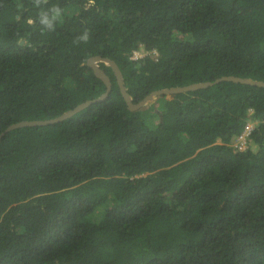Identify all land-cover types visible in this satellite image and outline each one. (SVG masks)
Here are the masks:
<instances>
[{"label": "trees", "instance_id": "trees-1", "mask_svg": "<svg viewBox=\"0 0 264 264\" xmlns=\"http://www.w3.org/2000/svg\"><path fill=\"white\" fill-rule=\"evenodd\" d=\"M86 4L0 0V132L101 96L94 54L117 63L135 103L213 84L130 110L100 64L112 82L104 99L6 131L0 264H264V87L214 82L264 81V0ZM54 6L47 30L40 14Z\"/></svg>", "mask_w": 264, "mask_h": 264}, {"label": "water", "instance_id": "water-1", "mask_svg": "<svg viewBox=\"0 0 264 264\" xmlns=\"http://www.w3.org/2000/svg\"><path fill=\"white\" fill-rule=\"evenodd\" d=\"M86 64L92 69L94 75L98 79H100L105 85L106 89L101 94V96L95 99H88L84 102H81L77 104L76 106H74L73 108L64 111L62 114L49 118V119L21 120L18 122L11 123L3 131L0 132V139L2 135L10 129L21 127V126L45 125V124H50L54 122H59L67 117L72 116L73 114H75L76 112L84 108L85 106L89 105L93 101L104 99L111 90L112 82H111L109 75L107 74L105 69L100 66V64H104L105 66H108L112 69L117 85L119 87L120 93L124 101L126 102L128 109L130 110H135L150 102H155L159 97H162V96L170 98L172 94L174 93L188 91V90H195V89L206 87L208 85L213 84V81L206 80V81L189 83L187 85L158 88V89L150 91L142 99H140L138 102L135 103L133 102L131 93L126 88L123 74L119 66L112 58L108 56H102L100 54H94L87 58ZM217 81H234V82H241V83L264 87L263 80H255L252 78L240 77L236 75H223L215 79L214 82H217Z\"/></svg>", "mask_w": 264, "mask_h": 264}, {"label": "clouds", "instance_id": "clouds-1", "mask_svg": "<svg viewBox=\"0 0 264 264\" xmlns=\"http://www.w3.org/2000/svg\"><path fill=\"white\" fill-rule=\"evenodd\" d=\"M42 3H47V0H34V4L36 6H39ZM95 5V0H87L86 7H93ZM51 16L48 14V12H42L40 14V24L43 26V28L47 30H53L54 29V22L57 17L60 16L61 9L59 7L54 6L51 10ZM27 23L29 25H32L34 21L32 19H28ZM89 39L88 31L85 30L84 34L77 38L78 41L87 42Z\"/></svg>", "mask_w": 264, "mask_h": 264}, {"label": "built area", "instance_id": "built-area-1", "mask_svg": "<svg viewBox=\"0 0 264 264\" xmlns=\"http://www.w3.org/2000/svg\"><path fill=\"white\" fill-rule=\"evenodd\" d=\"M144 54H146L145 51H143L142 49L140 50H134L132 52V55H131V58H136V57H141L143 56ZM252 128V124L251 123H247L246 124V127H245V130L239 135L237 136V140H241V141H245L247 139V135L249 134V131L250 129ZM240 142V141H239ZM238 149L240 146H238L237 144L235 145Z\"/></svg>", "mask_w": 264, "mask_h": 264}, {"label": "rangeland", "instance_id": "rangeland-1", "mask_svg": "<svg viewBox=\"0 0 264 264\" xmlns=\"http://www.w3.org/2000/svg\"><path fill=\"white\" fill-rule=\"evenodd\" d=\"M239 141L237 139H235L233 142V145L235 146L237 144L238 146H240L239 147L240 150H243L248 146L247 139L245 141H241V140H239ZM251 148L256 149V146L254 144H251Z\"/></svg>", "mask_w": 264, "mask_h": 264}]
</instances>
